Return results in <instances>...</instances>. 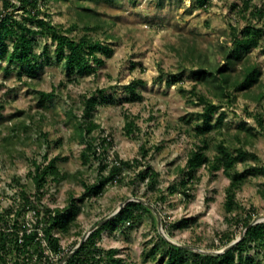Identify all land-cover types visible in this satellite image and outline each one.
<instances>
[{"label": "rangeland", "instance_id": "374dc122", "mask_svg": "<svg viewBox=\"0 0 264 264\" xmlns=\"http://www.w3.org/2000/svg\"><path fill=\"white\" fill-rule=\"evenodd\" d=\"M194 2L38 0L53 23L63 29L73 26L68 34L78 37L86 33L111 44L113 52L110 56L99 53L104 63L90 74H68L63 61L54 57V43L43 34L35 36L33 50L42 52L46 44L49 56H41L33 75H28L17 62L9 63L0 56V214L10 208L11 219L19 204V193L24 190L33 194L29 171L34 160L46 162L58 155L56 164L70 174L60 183L51 179L46 182L43 197L38 201L40 207H63L70 195L78 197L83 193L81 178L87 181L96 178L99 161L81 162L84 142L75 133L74 125L82 115L85 97L101 88L105 97L93 109V120L99 126L92 134L110 138L104 158L110 163L118 155L123 159L136 158L138 162L124 166L120 177L107 183L101 194L79 202L80 210L69 232L60 235L65 251L73 248L93 225L115 211L126 198H142L156 212L139 208L136 210L139 217L134 222L127 221L114 230L101 232L98 243L103 248L116 247L117 255L123 259L121 264H163L161 247L154 255L149 253L154 245H160L158 216L164 231H171V235L167 234L170 238L195 251L219 250L228 236L237 238L243 227L235 217L245 214V210L252 212L253 218L264 216V133L256 120L257 113L264 119V97L255 100L244 96L242 91H234L230 101L227 98L219 101L223 104L220 109L226 111L223 124L199 136L194 126L200 121L202 105L190 92L195 88L217 102L211 87L195 78L196 64L189 57L188 47L204 52L214 64H223L221 51L232 44L233 27H242L251 16L232 7L241 0H209L204 8ZM82 8L93 10L99 23L94 26L92 20L81 19ZM12 11L21 18V10ZM7 42L10 48L11 40ZM248 55L261 70L254 90L264 91V51L257 46ZM239 62L236 60L232 73L239 70ZM176 72H180L179 79L168 84L167 76ZM138 79L141 82L137 90L142 97L130 99L127 85ZM37 90H53L54 95L39 102ZM22 119L27 123L26 129L11 128ZM127 120L136 125L131 133L125 127ZM241 125L250 126L252 132ZM201 138L208 144L210 157L216 154L220 142L229 148L242 146L256 155L235 164L238 170L249 165L260 167L247 175L236 191L235 199L245 209L225 210L229 178L222 168L211 170L202 165L196 170V177L187 183L190 196L181 191L179 182L184 176L182 168L187 154ZM142 147L148 150L144 156ZM148 166L157 172L152 189L147 179L137 175ZM183 217L189 218L188 226L171 227ZM32 218L33 210L29 209L25 219ZM253 251L254 248L249 250ZM57 263V256L53 255L51 264Z\"/></svg>", "mask_w": 264, "mask_h": 264}, {"label": "trees", "instance_id": "16d2710c", "mask_svg": "<svg viewBox=\"0 0 264 264\" xmlns=\"http://www.w3.org/2000/svg\"><path fill=\"white\" fill-rule=\"evenodd\" d=\"M209 0H195V5L201 8L207 6ZM264 1V0H263ZM233 8L237 12L250 15L242 27H233L232 44L224 46L221 51L224 63L214 64L202 51H197L193 46L188 47L190 59L196 64L193 74L198 82L209 85L213 96L217 102L199 93L195 88L190 90L196 96L197 101L202 105L199 112L200 121L194 126L197 135L219 128L226 118V111L220 109L223 104L219 101L233 98L234 91H242L244 96L260 100L264 97L263 90H254L253 85L259 81L261 70L257 63L250 61L249 51L257 46L264 51V3L251 4L250 0H241V3H233ZM21 10V18H17L12 10ZM79 16L83 20H92L94 26L99 22L97 15L90 8H82ZM50 13L41 10L38 0H1L0 4V56L3 55L9 63L17 62L18 66L33 75L40 64L41 56H49L48 46H42V52L33 50L35 36L43 34L49 36L54 43V57L63 61L67 73H95L98 66L104 63V56H110L113 52L111 44L93 38L86 33L74 37L68 32L73 28L63 29L60 25L53 23ZM252 19H255L252 21ZM7 39L11 40V45ZM236 60L239 62V70L232 73ZM180 77V72L171 73L167 76V83H175ZM140 79L131 81L127 88L130 99H139L142 94L137 90ZM104 90L98 89L85 97L82 115L74 125V130L84 142V147L80 152L81 162L87 164L92 159L99 161V173L93 181L81 178L84 188L83 193L76 197L70 195L66 205L63 207H49L40 202L44 187L48 180L60 183L70 174L62 171L56 164L59 156L50 157L46 162H32L33 168L29 171V177L34 185L33 194H27L24 190L19 193V204L14 209V215L10 219V208L4 214H0L2 223L0 224V264H51L52 256H57L59 261L70 250H64L60 243V235L69 232L73 221L80 210L79 202L85 197L97 196L102 193L103 188L109 182L120 177L124 166L135 165L138 160L119 158L117 155L110 163L105 160V151L110 144L107 136H94L92 131L99 125L93 120L92 112L94 107L104 99ZM39 102L53 97L54 92L37 90ZM217 113L215 116L214 114ZM256 120L264 133V119L261 113L256 114ZM136 125L133 120H127L125 127L131 133ZM247 132L251 133V127L241 125ZM15 130L26 129L25 119L13 124ZM44 135H47L46 133ZM143 148V156L148 150ZM208 144L205 139L194 148L190 149L185 166L182 168L184 176L180 180V189L184 195L190 196L187 190L188 181H192L196 176V170L202 165H207L211 170L222 168L229 178L226 186L224 208L227 212L235 211L241 206L235 199L237 189L247 175L256 172L260 167L249 165L238 170L235 164L244 161L249 156L256 158V155L249 152L242 146L234 145L229 148L223 142L217 147V152L213 157L207 153ZM46 157V156H45ZM141 170L137 175L140 179H147L148 187L154 188L157 172L150 169ZM107 169V172H105ZM177 185H173L176 187ZM264 193V192H263ZM33 197V198H32ZM151 212L144 203L137 200H130L125 203L121 210L111 219L95 228L89 233L78 249L65 261L64 264H121L123 259L117 255L116 247L103 248L98 243L101 232L104 229L114 230L120 224L128 221L134 222L139 216L137 209ZM33 210L34 218L25 219V213ZM136 211V212H135ZM236 221L244 228L253 218V213L245 210V214L239 215ZM130 221V222H129ZM189 218L183 217L171 224L172 228H182L188 226ZM167 234L171 231L166 229ZM160 245H154L150 252L152 255L161 247L165 256L163 264H264V221L247 226L242 238L230 249L222 253H204L191 248L176 245L163 238L157 232ZM232 236H228L223 244L227 245L232 241ZM254 248L253 253L249 250ZM261 255V257H259Z\"/></svg>", "mask_w": 264, "mask_h": 264}, {"label": "water", "instance_id": "95a60500", "mask_svg": "<svg viewBox=\"0 0 264 264\" xmlns=\"http://www.w3.org/2000/svg\"><path fill=\"white\" fill-rule=\"evenodd\" d=\"M130 200H137V201H140L144 204H146L149 208H151L153 211L156 212V209L153 207V205H151L150 203H148L147 201H145L144 199L142 198H139V197H134V198H126L124 201H122L120 203V205L118 206V208L113 211L111 214L107 215L106 217L102 218L101 220H99L95 225H93L89 230L88 232L79 240V242L74 245L73 248H71V250L66 254L64 255L59 261L57 264H64L65 261L78 249V247L83 243V241L86 239V237L89 235V233L91 231H93L95 228H97L98 226L102 225L103 223H105L107 220L111 219L112 217H114L120 210L121 208L125 205L126 202L130 201ZM260 221H264V216H261V217H255V218H252L248 225H252L254 223H257V222H260ZM247 226H245L243 228V231L240 233V235L233 239L232 241H230L227 245H225L224 247H222L221 249L219 250H212V251H204V250H200L201 252H204V253H222L230 248H232L241 238L242 236L244 235V232L247 228ZM158 232L160 233V235L165 238L166 240H168L169 242L171 243H174L176 245H180V246H185V247H188V248H192V247H189V246H186V245H183V244H180L176 241H174L172 238H170L167 233L164 231V229L162 228L161 226V220H160V217L158 216Z\"/></svg>", "mask_w": 264, "mask_h": 264}]
</instances>
